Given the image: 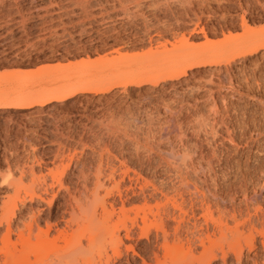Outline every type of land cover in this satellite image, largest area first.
<instances>
[{
	"label": "rangeland",
	"instance_id": "rangeland-1",
	"mask_svg": "<svg viewBox=\"0 0 264 264\" xmlns=\"http://www.w3.org/2000/svg\"><path fill=\"white\" fill-rule=\"evenodd\" d=\"M31 1L0 0V210L17 189L58 192L53 217L67 193L98 192L133 235L135 256L111 264H196L204 251L209 264H264V0ZM64 85L87 90L32 96ZM16 203L13 230L37 210L46 220L44 204Z\"/></svg>",
	"mask_w": 264,
	"mask_h": 264
},
{
	"label": "bare ground",
	"instance_id": "bare-ground-1",
	"mask_svg": "<svg viewBox=\"0 0 264 264\" xmlns=\"http://www.w3.org/2000/svg\"><path fill=\"white\" fill-rule=\"evenodd\" d=\"M48 15H51L48 11H45L43 15L35 13V15L31 19L33 21H43L47 18ZM58 17L59 19L61 18L60 16ZM76 27L77 26L73 25V30ZM37 28L38 26L34 25L29 29L35 30ZM62 30L63 34L61 37L65 39L66 35L70 36L69 34L64 33L65 28H63ZM39 35L40 34L36 35L37 41H45V39L40 38ZM77 35L79 37H87L85 44L92 45L96 41V38H94V36L92 37L91 29L87 31L86 29L79 28ZM119 56L113 58L114 61H112L115 64L112 66H120L121 62L119 60L120 58H118ZM117 58L119 61L116 60ZM188 62H191V60H189ZM183 65L182 67L181 65L179 67L176 65L174 67L175 69L169 75H167V77L175 78L181 74H184ZM68 88L69 87L66 85L53 90H45L41 88V91L32 96L35 97V100H37L38 103L46 102L48 104H57L61 101L68 100L77 92L87 90V88L84 86H79V88L77 89L71 87L72 89H75L73 91H69ZM59 95H61V97L57 98L59 97ZM18 101L20 100L18 99ZM18 108L19 107H13L12 109ZM21 192V189L15 190L12 195L13 197H7V199L3 202V205L1 206L2 208L0 210V227L5 225V230L4 232L0 233V264H25V256L27 258L29 254H37V252H39L41 249H47L48 253L52 255L50 259L46 258L43 264H59L62 263V261L69 262V264H83L86 258L90 257V255L94 253H97V255L99 256L100 264H111L110 261L112 258H121V256L124 254L123 249L125 252L131 251L132 254L135 256L132 247L126 245V242L129 241L131 236L133 235H131L132 230L130 229L129 225V228L127 227V219L123 214L124 209L122 208L123 210H120V213H116L113 203H109L105 199V197L100 196L98 192L92 193L90 195L88 194V196H85V194L83 195L84 197L81 196V193L79 194L78 198L73 194L71 195L70 193H67V198L65 200V203L67 205L62 209V216L59 217H53V215L51 214V207L53 205V202L55 201V198H57L58 192L55 193L51 190L50 196L47 190H37L34 187L23 189V197L20 196V194H22ZM17 201L21 202V204L24 206H26V202L33 203L35 201L40 204H44L46 208H48L46 220H41V217L39 216L41 213H44V210H37L36 213L31 212L28 221L23 222L21 228L16 227L13 230L11 225L14 221ZM52 218L54 220H52L51 222ZM146 218V214L143 213V216L141 217V222H143L141 225L142 227H137L138 232L140 234L139 236L141 237H147L150 230V225L148 227L145 226V222L147 221ZM41 221H43L44 223V229H41L39 227V223ZM218 223H220L221 225L220 221ZM60 224H62V227L59 228L58 225ZM159 229L160 228H158V230ZM161 229L159 231H161ZM51 233H53V235H51ZM12 236L15 237L14 240H12ZM167 245L163 246L165 252L167 253L166 255H169L170 257H168L172 260H178L180 262L177 254L181 253L182 251L180 252L179 248H177L176 246ZM249 247H252V243L249 244ZM29 251L32 253H30ZM184 252H182L183 257H185L183 254ZM205 252L206 251H204V253L202 252L205 255H202L201 253L198 258H193L192 262L196 264H209L208 260H210V257L209 259H207L208 253ZM17 253L18 256L16 257ZM183 260L181 259V261Z\"/></svg>",
	"mask_w": 264,
	"mask_h": 264
}]
</instances>
